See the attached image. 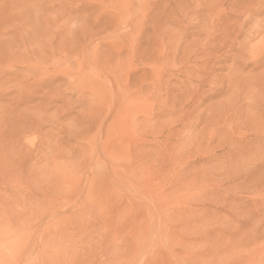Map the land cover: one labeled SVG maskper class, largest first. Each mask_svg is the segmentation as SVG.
<instances>
[{
	"label": "rangeland",
	"instance_id": "obj_1",
	"mask_svg": "<svg viewBox=\"0 0 264 264\" xmlns=\"http://www.w3.org/2000/svg\"><path fill=\"white\" fill-rule=\"evenodd\" d=\"M0 264H264V0H0Z\"/></svg>",
	"mask_w": 264,
	"mask_h": 264
}]
</instances>
